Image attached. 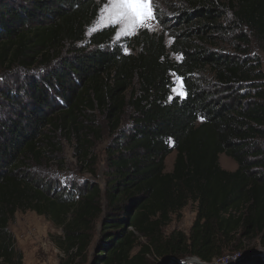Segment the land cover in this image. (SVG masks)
I'll return each mask as SVG.
<instances>
[{"label": "trees", "instance_id": "obj_1", "mask_svg": "<svg viewBox=\"0 0 264 264\" xmlns=\"http://www.w3.org/2000/svg\"><path fill=\"white\" fill-rule=\"evenodd\" d=\"M174 1L175 23L158 19L176 25L167 46L145 29L120 44L114 26L88 34L103 0H0V264H22L9 226L26 212L61 231L70 258L85 257L100 222L90 264H210L253 240L264 249V0ZM100 122L113 137L104 187L60 180L63 142L96 177ZM189 204V233L165 236Z\"/></svg>", "mask_w": 264, "mask_h": 264}, {"label": "rangeland", "instance_id": "obj_2", "mask_svg": "<svg viewBox=\"0 0 264 264\" xmlns=\"http://www.w3.org/2000/svg\"><path fill=\"white\" fill-rule=\"evenodd\" d=\"M99 1V0H96ZM105 3L101 7L98 18L89 29L88 34L99 30L101 28L107 26H114L116 28V35L114 37V42L121 43L124 39L129 38L135 34L140 29H145L151 33L163 34L165 37V43L167 46L171 43L172 30L176 28V25L172 26L170 30L164 29L158 19H167L171 21L172 25L175 23V17L178 12V5L174 0H152L154 5L153 12L155 19H151L145 22L144 26H139L134 29L125 31V24L123 21L118 23L114 22L110 18L109 12L105 11V7L108 4L109 0H103ZM158 17V18H157ZM127 52V51H125ZM261 56V55H260ZM174 87L177 89V92H173L172 95L177 96L178 92L182 91V86L179 80L175 77L172 78ZM180 96V95H178ZM128 117L126 118V122H124L123 127L127 128L129 125ZM100 133L101 138L99 141L95 143V146L92 150L93 155L96 158V166H95V174L96 177H92L87 172H82L80 166L76 163L73 157V151L71 147L63 142L62 144V154L60 158L63 160L64 166L62 168V172H59L60 180L62 179H80L84 178L87 180L94 181L99 184L101 188L104 187V178L103 171L106 160V149L112 142V136L107 131L105 125L100 122ZM174 160V153L168 156L165 160V172L169 173L172 170ZM219 164L222 169L227 171H234L236 169V165L233 161L221 155L219 157ZM57 165L52 164L50 168L47 170L52 173L56 172ZM195 219V206L189 204L185 207L178 215H174L171 217L170 223L163 230L165 236H169L173 232H180L185 235L189 233V230L192 226V223ZM10 232L13 234L15 239V247L22 255V264H90V261L93 256V251L96 246L99 237L100 231V222L95 223L93 226V242L89 246L85 257L70 258L69 255L62 252L57 247V239L61 236V231L55 228L52 223L41 216L36 215L33 212L26 213H17L15 215L14 221L9 226ZM142 241V240H141ZM144 243V241H142ZM249 244V245H248ZM248 247L246 249H258L259 242L258 240H253L249 243H246ZM239 253V252H235ZM235 253H230L233 255ZM229 254H225V256L221 259L222 262L226 258H229ZM194 260L195 259H187ZM231 260L227 261L230 262Z\"/></svg>", "mask_w": 264, "mask_h": 264}, {"label": "snow or ice", "instance_id": "obj_3", "mask_svg": "<svg viewBox=\"0 0 264 264\" xmlns=\"http://www.w3.org/2000/svg\"><path fill=\"white\" fill-rule=\"evenodd\" d=\"M152 0H109L105 11L109 12L110 18L118 23L123 21L125 31L144 26L145 22L155 19ZM173 92H177L173 88ZM183 96V91L177 93Z\"/></svg>", "mask_w": 264, "mask_h": 264}, {"label": "water", "instance_id": "obj_4", "mask_svg": "<svg viewBox=\"0 0 264 264\" xmlns=\"http://www.w3.org/2000/svg\"><path fill=\"white\" fill-rule=\"evenodd\" d=\"M247 254H259V255H263L264 256V249H261L260 247H258V249H245V250H243V251H240L239 253H235V254H233V255H228V256H230L229 258H226L224 261H226V262H222L221 260H219V261H215V262H212V263H210V264H228L229 262H227V261H229V260H234V259H236V258H238V257H243V256H245V255H247ZM189 263H193V264H204V263H201L200 261H198V260H191V262H189Z\"/></svg>", "mask_w": 264, "mask_h": 264}, {"label": "built area", "instance_id": "obj_5", "mask_svg": "<svg viewBox=\"0 0 264 264\" xmlns=\"http://www.w3.org/2000/svg\"><path fill=\"white\" fill-rule=\"evenodd\" d=\"M189 262H191V260H189V261H186L185 263H186V264H188Z\"/></svg>", "mask_w": 264, "mask_h": 264}]
</instances>
